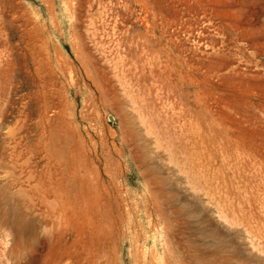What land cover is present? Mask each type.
Returning <instances> with one entry per match:
<instances>
[{
    "label": "rangeland",
    "instance_id": "rangeland-1",
    "mask_svg": "<svg viewBox=\"0 0 264 264\" xmlns=\"http://www.w3.org/2000/svg\"><path fill=\"white\" fill-rule=\"evenodd\" d=\"M0 264H264V0H0Z\"/></svg>",
    "mask_w": 264,
    "mask_h": 264
}]
</instances>
